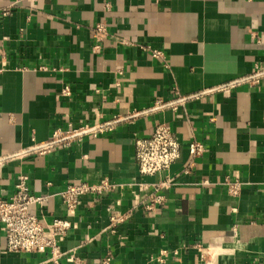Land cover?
Here are the masks:
<instances>
[{
	"label": "crops",
	"instance_id": "0c3cea01",
	"mask_svg": "<svg viewBox=\"0 0 264 264\" xmlns=\"http://www.w3.org/2000/svg\"><path fill=\"white\" fill-rule=\"evenodd\" d=\"M102 20L109 31L99 41ZM259 64L264 0H0V155L70 124L114 121L0 162V196L25 174L32 192L50 195L33 211L72 223L58 237L67 252L58 263L8 250L0 225V264H76L71 252L79 264L107 254L112 264H264V74L247 79ZM160 121L182 157L169 171L142 174L135 141ZM194 138L204 151L185 171ZM106 177L118 191L85 195L74 212L56 194Z\"/></svg>",
	"mask_w": 264,
	"mask_h": 264
},
{
	"label": "built area",
	"instance_id": "2783aa9c",
	"mask_svg": "<svg viewBox=\"0 0 264 264\" xmlns=\"http://www.w3.org/2000/svg\"><path fill=\"white\" fill-rule=\"evenodd\" d=\"M93 31L94 37L99 41L103 40L108 34V25L103 20L99 21L93 28ZM144 47L156 58L164 56L162 50L153 47L151 44H147ZM257 67L256 74L247 77V79L264 74V67L261 64L257 65ZM162 103L163 101L159 100L158 104ZM113 123L114 121H111L105 124L97 123L93 126L85 127H75L70 124L67 128L60 127L54 131L50 141L43 143L36 142L22 150L12 152L5 156L0 155V162L8 158L27 156L34 152L44 153L54 145H64L69 139L75 136L86 133L96 134L103 129H111ZM189 151L191 153V160L185 171H189V168L194 167L196 157L204 151V142L194 138L190 143ZM134 153L139 172L142 174L156 175L169 171L172 164L182 157V146L171 126L165 121H160L149 136L136 139ZM118 187L116 182L106 177L96 184H92L86 180L70 183L56 194L60 196L61 200L67 206V209L70 212H74L83 196L118 191ZM139 187L143 189L147 188L143 184H139ZM228 189L235 195L241 192L238 181H228ZM49 198V194L32 192L28 176L25 174H21L18 177L12 195L8 197L0 196V225L6 239L8 250L46 253V259L54 261L55 263H58L67 253L61 248L58 237H63L68 234L72 226L71 221L68 218L55 216L48 222L45 215H40L33 211V206L36 204L44 206ZM151 205L154 204L152 203ZM151 205L148 207L150 208ZM123 219L124 216L117 215L116 211H114L112 225L120 224ZM168 255L167 250L162 249L157 254L156 259L163 262ZM71 257L76 259V264H79L80 260L74 252H71ZM102 264H112L110 254L104 256Z\"/></svg>",
	"mask_w": 264,
	"mask_h": 264
}]
</instances>
